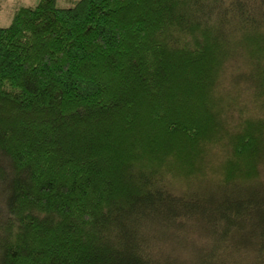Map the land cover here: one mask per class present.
I'll use <instances>...</instances> for the list:
<instances>
[{
    "label": "trees",
    "instance_id": "obj_1",
    "mask_svg": "<svg viewBox=\"0 0 264 264\" xmlns=\"http://www.w3.org/2000/svg\"><path fill=\"white\" fill-rule=\"evenodd\" d=\"M0 264H264V0L19 7Z\"/></svg>",
    "mask_w": 264,
    "mask_h": 264
},
{
    "label": "rangeland",
    "instance_id": "obj_2",
    "mask_svg": "<svg viewBox=\"0 0 264 264\" xmlns=\"http://www.w3.org/2000/svg\"><path fill=\"white\" fill-rule=\"evenodd\" d=\"M40 0H0V26H10L15 11L26 5H35ZM76 0H58L59 5L68 7L73 5Z\"/></svg>",
    "mask_w": 264,
    "mask_h": 264
}]
</instances>
